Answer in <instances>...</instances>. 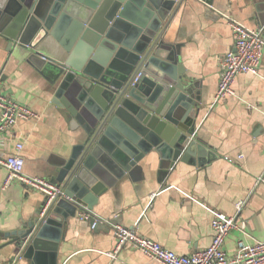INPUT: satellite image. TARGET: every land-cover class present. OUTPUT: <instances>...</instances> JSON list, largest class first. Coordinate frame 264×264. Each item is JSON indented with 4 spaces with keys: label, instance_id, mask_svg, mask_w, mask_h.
Wrapping results in <instances>:
<instances>
[{
    "label": "crops",
    "instance_id": "crops-1",
    "mask_svg": "<svg viewBox=\"0 0 264 264\" xmlns=\"http://www.w3.org/2000/svg\"><path fill=\"white\" fill-rule=\"evenodd\" d=\"M182 0L161 39L173 47L183 77L198 85L201 96L194 139L213 155L201 165L177 160L160 167L159 155L148 153L130 172L108 174V185L91 211L108 219L90 228V221L69 217L57 248V264H160L125 246L114 256L113 224L133 227L142 236L179 255L206 248L212 239L213 211L227 215L245 200L244 232L232 230L225 239L228 253L238 240H264V50L257 74L241 73L234 95L214 102L220 59L232 47L229 21L264 34V0ZM57 48L60 46L55 43ZM0 40L2 93L30 107L38 117L18 121L0 142V155L23 145V171L55 178L63 157L83 141L81 126L71 127L64 108L52 102L54 88L35 66L18 58ZM58 59L53 49H41ZM238 155L242 157L239 158ZM227 158H232L228 161ZM6 170L0 165V244L4 236L24 227L43 204L42 193L14 182L2 188ZM20 257V256H19ZM0 264H29L13 245L0 249Z\"/></svg>",
    "mask_w": 264,
    "mask_h": 264
},
{
    "label": "water",
    "instance_id": "water-1",
    "mask_svg": "<svg viewBox=\"0 0 264 264\" xmlns=\"http://www.w3.org/2000/svg\"><path fill=\"white\" fill-rule=\"evenodd\" d=\"M181 1L0 0V40L48 78L52 102L86 134L51 180L63 195L5 233L0 249L13 245L29 264H57L67 219L93 208L108 174L140 167L150 152L159 155L162 173L164 164L201 165L213 155L193 137L199 87L183 77L173 47L161 39Z\"/></svg>",
    "mask_w": 264,
    "mask_h": 264
},
{
    "label": "built area",
    "instance_id": "built-area-1",
    "mask_svg": "<svg viewBox=\"0 0 264 264\" xmlns=\"http://www.w3.org/2000/svg\"><path fill=\"white\" fill-rule=\"evenodd\" d=\"M233 33V44L220 59L218 82L214 93V102L223 101L234 95V81L238 74H257L264 50V34L260 30H251L235 21H229ZM139 76L136 75L133 81ZM38 115L27 105L20 104L8 95L2 93V73L0 71V142L18 121H27L37 118ZM23 145L18 142L14 150L0 155V165L6 170L2 188L17 182L29 190L43 194L44 201L39 209L43 215L51 201L63 195L60 184L54 183L40 176H31L23 171ZM241 158V155H238ZM232 161V158H227ZM245 200H238L233 215L220 211H213L211 218L212 239L210 244L201 250L190 254L179 255L161 246L158 242L142 236L135 228L123 224H113L112 232L115 237V246L109 255L114 256L125 246L139 250L146 256L160 264H264V240L248 244L238 240L235 250L228 253L225 248V239L232 230L244 232L247 223L241 213ZM80 220L90 221V228L95 229L99 223H106L108 219L96 216L91 210L80 208L77 211ZM18 258H20L18 256Z\"/></svg>",
    "mask_w": 264,
    "mask_h": 264
}]
</instances>
